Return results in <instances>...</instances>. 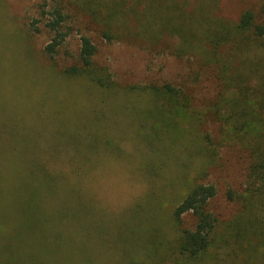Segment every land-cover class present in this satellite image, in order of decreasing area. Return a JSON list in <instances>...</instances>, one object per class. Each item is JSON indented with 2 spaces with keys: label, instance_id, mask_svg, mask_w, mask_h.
I'll list each match as a JSON object with an SVG mask.
<instances>
[{
  "label": "rangeland",
  "instance_id": "rangeland-1",
  "mask_svg": "<svg viewBox=\"0 0 264 264\" xmlns=\"http://www.w3.org/2000/svg\"><path fill=\"white\" fill-rule=\"evenodd\" d=\"M261 2L222 0L221 14L235 21L247 9L258 10ZM55 8L69 16L64 26L69 36L52 59L45 53L52 37L46 23ZM82 36L97 46L96 62L108 69L116 91L108 93L85 79L63 74L75 65ZM163 82L194 90L203 112L218 93L210 72L193 60L157 53L139 43L108 42L65 0H0V264H154L160 261L156 247L145 244L156 228L173 239L179 231L195 227L190 215L183 218L179 230L170 224L169 215L186 192L185 176L215 184L218 195L212 212L222 222L233 218L237 203L230 202L226 193L245 186L248 161L241 149L205 145L204 156L197 154L200 148L191 137L163 134L154 148L142 139L150 133L144 125L151 124L140 115L149 102L126 91ZM205 127L214 141L221 137L215 119H207ZM34 139L38 144L33 145ZM35 147L54 152L56 157L40 152L50 167L86 172L72 184L83 190L84 210L81 202L56 201V236L49 233L44 245L23 243L16 223L15 196L19 188L26 196V184L20 179L39 154ZM148 165L156 167L152 176L144 172ZM170 183H175L174 188ZM160 193L151 202L150 196ZM61 210L66 217L62 221ZM153 211L157 221L150 216Z\"/></svg>",
  "mask_w": 264,
  "mask_h": 264
},
{
  "label": "trees",
  "instance_id": "trees-1",
  "mask_svg": "<svg viewBox=\"0 0 264 264\" xmlns=\"http://www.w3.org/2000/svg\"><path fill=\"white\" fill-rule=\"evenodd\" d=\"M221 1L65 0L75 15L83 17L104 40L139 43L157 53L188 58L201 70L209 71L218 83V93L206 112L197 107L195 91L182 85L150 83L126 91L136 100L149 102L150 107L142 108L147 110L140 114L145 123L151 124L144 125L150 129L148 136L142 135L149 147L157 146L166 134L172 138L191 137L200 148L197 154L204 156L205 145H217L237 147L247 157L244 188L226 193L230 202L237 203V212L227 222L211 210L218 195L216 185L184 177L186 192L169 215L170 224L179 230L183 218L190 215L195 227L179 231L173 239L156 228L154 237L145 244L156 247L155 255L160 261L154 264H216L219 260L226 264H264V0L258 10L247 9L235 21L221 14ZM68 19L61 8L50 12L46 28L52 37L45 53L52 59L69 36L64 29ZM171 39L175 44L169 43ZM80 41L75 65L63 74L85 79L108 93L116 91L118 86L108 69L96 62L98 49L92 39L82 36ZM210 117L220 125L221 137L217 141L205 129ZM36 140L33 145L38 144ZM15 143L19 148L20 143ZM40 152L56 157L52 150H38L33 165L24 170L20 179L26 184V196L21 188L15 196V208L19 207L17 229L27 245H44L49 233L56 236V201L81 202L83 210L85 204L81 201L83 190L72 184L86 172L50 167ZM156 171L153 165L144 169L150 176ZM169 186L174 188L175 183ZM160 196L161 193L152 194L151 202ZM58 213L60 221L66 218L62 210ZM150 216L158 220L155 211ZM56 238L58 242L60 236Z\"/></svg>",
  "mask_w": 264,
  "mask_h": 264
}]
</instances>
